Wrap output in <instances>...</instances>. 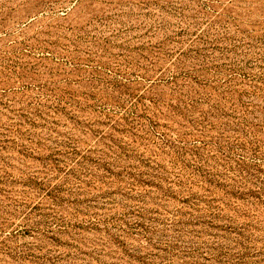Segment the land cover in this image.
I'll return each instance as SVG.
<instances>
[{
    "label": "rangeland",
    "instance_id": "374dc122",
    "mask_svg": "<svg viewBox=\"0 0 264 264\" xmlns=\"http://www.w3.org/2000/svg\"><path fill=\"white\" fill-rule=\"evenodd\" d=\"M0 264H264V0H0Z\"/></svg>",
    "mask_w": 264,
    "mask_h": 264
}]
</instances>
